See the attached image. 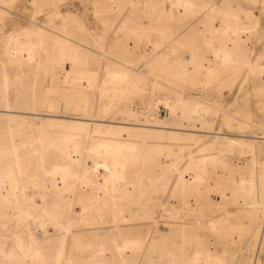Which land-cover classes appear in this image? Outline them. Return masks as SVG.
<instances>
[{
  "label": "bare ground",
  "instance_id": "1",
  "mask_svg": "<svg viewBox=\"0 0 264 264\" xmlns=\"http://www.w3.org/2000/svg\"><path fill=\"white\" fill-rule=\"evenodd\" d=\"M16 1L0 0V25L8 23L3 17ZM50 2L45 9L42 0L34 1L33 23L0 36L4 67L15 63L29 76L50 64L44 79L17 83L7 74L0 84V264H227V252L219 256L200 243L191 255L184 253L185 244L180 255L175 252L177 240L184 238L189 225L177 223L182 211L169 202L180 198L186 210H193L188 197H195L197 204L199 196L211 188L210 167H223L228 176L215 184L220 206L214 207L216 216L208 221L209 230L222 238L253 237L262 245L264 153L262 161L255 157L260 151L256 145L264 144V130L248 118L232 125L231 117L214 128L220 119L218 110L194 99L187 101L180 93L170 103L158 104L155 99L156 91L167 88L157 75L164 67L175 74L172 78L191 80L197 88L222 76L239 81L240 87L259 77L262 66L247 49V36L254 29L251 15L230 4L218 7L211 0H108L104 33L118 29L126 38L139 39L137 50L124 47L122 55L127 59L141 46L146 48L148 53L140 62L147 64L154 78L149 95V77L135 70V61L124 65L91 59L72 44L71 28L86 29L75 17L63 16L57 1ZM122 5L133 15L144 12V19L159 10V24L165 27L153 29L151 24L136 25L133 18L120 19ZM59 18L60 24L55 22ZM47 19L70 38L49 35L42 26ZM171 24L175 28L168 27ZM186 29L189 34L179 36ZM86 33L94 48L107 52L96 31L87 29ZM47 46L51 49L44 54ZM160 50V60H153L152 55ZM59 86L88 93L90 98L59 100L57 117L46 115L54 109L50 96ZM59 104L66 112L60 113ZM32 105L45 114L20 109ZM170 118L175 124L168 122ZM170 125L175 131L202 134L185 135L201 145L188 151L183 144L164 142L182 140L177 133H169L166 139L163 132L155 131L170 129ZM234 127L243 131L242 139L226 137L225 129ZM206 135L213 137L204 147ZM229 155H251L252 160L243 168L233 167L227 162ZM161 157L170 164L162 163ZM159 189L166 193L162 206L173 209L163 208L165 215L140 206L154 201L153 193ZM77 205L79 213L74 210ZM229 205L242 206L235 224L230 221L231 210L226 211ZM159 227L169 233L163 234ZM251 264H260V252Z\"/></svg>",
  "mask_w": 264,
  "mask_h": 264
},
{
  "label": "rangeland",
  "instance_id": "2",
  "mask_svg": "<svg viewBox=\"0 0 264 264\" xmlns=\"http://www.w3.org/2000/svg\"><path fill=\"white\" fill-rule=\"evenodd\" d=\"M34 1L36 0H17L16 1L17 3H15L12 6V8L9 9L10 10L9 14L6 17H3L5 19L4 23H7V22L8 23L6 25H0V36H4L6 35V33L16 31L20 29V27H27L28 25L33 23V17L35 15V9H36L34 5ZM55 1H57V4L63 16L75 17L76 19H78L79 25L82 26L84 29L86 30L88 29L90 31H96L99 34V36H101L104 39L105 44H106L105 49L107 52L103 54L101 53L100 50H97L96 48H94L93 42L90 39V37L87 35L86 30L83 31L80 28L72 27L71 32H70L72 35V38H70L66 36L64 33H62L59 29H57V27L60 28V26L52 27L51 26L52 23L50 24V22L52 21L50 19H47L43 23L45 24V26L43 24L42 26L49 35H52L56 38L59 37L61 39H64V37L70 38L72 44H74L75 46H78L79 48H81L82 50L90 54L91 59H94L97 57V58H101L113 64H124V65L127 63V60L128 62L135 61L136 62L135 70L137 72L140 71L141 73L149 77L148 78L149 86L147 87L148 89L147 94L150 95L149 89H150V85L154 84V78L150 77L149 69L146 67L147 64H142L140 62L143 55L145 56L148 53L146 48L141 46V49H139V51H135L134 54H131L130 58L127 59L122 55L124 47L127 46L131 49L135 48L137 50L140 46L139 39L126 38L123 32L121 33L118 32V29H116L115 32L108 33L106 31V34L104 33L106 30V18H107L106 5H107L108 0H55ZM143 1L150 2V3L156 2V0H143ZM211 1H213V3L217 5L218 7H222V8L223 7L227 8L228 7L227 4H230L231 7L240 8L245 13L251 15V18L253 20L254 29L247 36L248 38L247 49L249 50L250 55L252 54L251 59H259V64L262 66L261 67L262 69L260 68L259 77H255L251 79L247 83L246 86L240 87L239 81L238 82L228 81L227 77L222 76L218 81H213L204 87L197 88V87H194L192 84H190L191 80L172 78L175 76V74L173 72H170L169 68L164 67L165 69L163 71H158L157 75L160 78H162L160 82L165 84L167 88L161 91H156L157 93H155V97L157 98L155 99L159 102L158 104H161L164 102L170 103L172 101H176L175 94L180 93L185 97L187 101H192L194 99L198 102L206 104L212 110H215V111L218 110L217 114L219 115L218 117H220V119L217 120V122L214 124V128L218 126L217 123L219 121L223 120L224 118L231 117V119H233L232 125H237L238 122L243 123V121H246V119L248 118L249 121L254 122L257 128L264 130V128H262L264 127V114H263L264 113V0H259V1L257 0V2L260 5H258V3L254 5L253 3L254 0H211ZM42 4L45 7V9H48L47 6L50 5L51 2L50 0H42ZM127 8L128 6H124V5L121 6V14L119 15L120 19L124 20L126 18L127 19L133 18L136 25L151 24V27L153 29L165 27L164 25L159 24V19H158L159 16H157V14L159 13V10L156 11V14L153 15V17H150L148 19L146 17L144 19V17L142 16V15H145L143 14L144 12L137 11L136 12L137 14L133 15L131 9L130 8L127 9ZM38 18L43 19V14H39ZM61 21L62 20L60 18L58 20H55V22L58 24H60ZM192 23H190V25ZM198 23L196 22L195 25H197ZM174 26L176 25L171 24L168 27L175 28ZM183 27L184 25H182V28ZM51 31L55 33L53 34V32L51 33ZM188 34H189L188 29H186L180 32L179 36L185 37ZM50 49H51L50 46H47L44 50V54H46V52H49ZM0 50L2 51L1 48ZM93 53L95 54L97 53L96 54L97 56H94ZM162 53H163V50H160L158 51L157 54L152 55L153 60H157V61L160 60V56ZM105 57H108V58H105ZM49 65L50 64L48 63L46 67L47 69L43 71H37L33 73V75L28 76L24 71L22 70L20 71L17 64L15 63H12L11 68H9L7 66L4 67L3 64L0 62V84L2 83L3 79L5 78L7 74L11 76L10 78L12 82H17V83H19L18 81L20 80H26L29 82V81H35L36 79H39V80L44 79L45 72L50 70ZM67 67L69 69V66ZM54 70H56L57 72V67H55ZM165 78H167V80ZM169 88L172 90L168 91ZM170 95L171 97H169ZM89 98H90V95H88V93L83 92V94H79V93H76L75 91L63 90L60 86L58 88L56 87L52 91V94L50 96V103H52V106L54 107V109L51 111V113L46 114V115H54L55 117H57V105H58L57 101L59 100L72 102V101L87 100ZM59 107H60L59 110L61 114L66 112L60 104H59ZM20 109H23V112H26V113L45 114V113H42L40 109H37V107H35L34 105L29 106V107L21 106ZM178 115L179 117L182 116L180 113ZM28 117L30 118L33 117L32 119H34V121L36 122L38 121L34 116H28ZM46 119H49V118L46 117ZM168 122L170 124H175V119L170 118L168 119ZM169 127L170 129L163 130V129L150 128V130L155 129V131H158L160 133L163 132L164 135L166 136V139L168 138V135H170L169 133L179 134L178 137L182 140H178V141L165 140L164 142H169L170 144H174V146H178V144H183L185 145V149H187L188 151L195 150L196 147L201 145L199 144L197 146L193 141L188 140L187 136H185V135H192L195 133H191L187 131L183 132L182 130L175 131V130H172L174 126L170 125ZM224 133L226 134V137L230 139H235V140L242 139V136L245 135L243 131L239 130L237 127H234L233 130L226 128ZM195 135H202V134L196 133ZM206 136L207 138H203V143H202L204 147L208 146L212 142V137H213V136L211 137V135L210 136L206 135ZM247 140H250V141L252 140L253 143L256 142L255 139H247ZM258 146L260 147L258 148L260 151L258 152L255 158L258 161H262V157L264 153V144H257L256 147ZM226 159L230 165H233V167L243 168L246 166L247 163H249L252 160V156L249 155L247 158H242V157H238L235 155H229ZM161 162L162 163L164 162V164L166 165L170 164L169 161L168 160L166 161V159L164 160L163 157H161ZM221 169L223 171H221ZM224 169L225 168L223 167L208 168V181L211 187L209 189L211 190L208 191L209 189H207V192L204 191L205 192L204 194L202 191L201 194L204 195V198L202 197L203 195H201V197L199 196V198L201 199L199 200V202H197V204L194 202L196 199L195 197L194 198H192V196L188 197L190 199L189 201H191V204L193 206V210H190V211L189 209L186 210L187 208L182 206V200L180 198H175V199L170 200L169 203L171 204V206H174L175 208L182 211L180 214L181 218L179 217V220H177V223L183 222L184 224L182 223V225H185V226L189 225V226H186V231L183 234L184 238L177 240L179 246L175 248V252H179L178 255H180V252L182 250L181 248H183L182 245L185 244L186 246L184 245L185 246L184 253L191 255L196 250L198 246L197 244L200 243V245H203L206 248L213 249V252H215L219 256H226L224 255V252L225 254L227 252V257H226L228 261L227 264H233V263L234 264H244V263L251 264L253 258L257 255L258 252H260V264H264V242L262 245H260V242L258 240L255 241L253 237L241 238V236H238V235L234 237H228L229 239L222 238L220 235H215L208 228V221L212 219L213 216L215 215L214 212L216 209L214 207L220 206L218 204V201H219V198H218L219 194L217 192L218 188L215 184L221 180L220 178L221 176H224L228 172L227 170L225 172ZM226 176L228 175L226 174ZM40 186L43 187L42 184ZM159 190L160 191L153 193V197L155 198V200L152 201L153 203L152 202L150 203V201L146 203L143 202L144 204L140 203V206L142 209L143 207H145V209L149 208L148 210L150 211L152 210L156 212L159 211L158 214L160 213V215L161 214L165 215L166 213L164 214L163 210L167 208L171 210V207L166 208L165 206H162V203L165 201V198H166L165 197L166 193L163 192V189H159ZM147 203H150V204L148 205ZM194 204H196L198 207ZM240 208L242 209V206H237V205H229L226 208L227 213L228 211L230 212L231 210L230 215H233V216H231L230 221L233 224L238 222L236 220L238 219L240 215L237 216L236 213H238L241 210ZM246 208L248 207L246 206ZM77 209L80 210L81 207L77 205L74 208L75 212L79 213ZM190 212H193V213L191 214ZM234 214L237 217H234ZM173 218L175 220L174 215H173ZM184 221H186V223ZM244 221L245 220H241V222H244ZM159 229L163 232V234L169 233V231L166 228L159 227ZM188 242H191V243H188ZM7 243H9V240H7ZM194 244L196 245V247ZM191 250H193V252ZM232 256H233V260H232ZM234 257L235 258L237 257L236 260L234 259ZM229 259L230 261H232L231 263H229L230 262Z\"/></svg>",
  "mask_w": 264,
  "mask_h": 264
}]
</instances>
